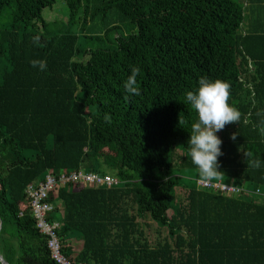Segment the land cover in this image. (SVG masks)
I'll return each instance as SVG.
<instances>
[{"label": "trees", "instance_id": "1", "mask_svg": "<svg viewBox=\"0 0 264 264\" xmlns=\"http://www.w3.org/2000/svg\"><path fill=\"white\" fill-rule=\"evenodd\" d=\"M55 1L0 0V14L13 10L0 28L1 257L57 264L26 190L50 172L83 170L110 172L117 184L49 195L73 262L264 264V0H62L69 25L101 23L104 37L86 36V45L29 31ZM133 66L140 96L124 88ZM201 76L228 82V103L241 113L216 133L223 154L213 180L241 188L237 195L184 181L198 173L188 144L198 116L186 93ZM73 238L82 241L76 253Z\"/></svg>", "mask_w": 264, "mask_h": 264}, {"label": "clouds", "instance_id": "2", "mask_svg": "<svg viewBox=\"0 0 264 264\" xmlns=\"http://www.w3.org/2000/svg\"><path fill=\"white\" fill-rule=\"evenodd\" d=\"M33 67L39 66L45 70V60L31 61ZM140 73L138 67L133 66L130 75L124 82L125 91L129 95L140 96L141 91L137 84V76ZM198 89L186 93V101L197 113L198 120L191 125V136L188 141L190 145V156L192 163L198 169L199 182L209 184L218 179L221 172L218 171V157L221 151L222 140L216 135L226 125L239 123L241 113L235 107L229 105L231 85L226 81H210L207 77L201 76L198 81ZM106 120L109 117L105 116ZM110 122V121H109ZM182 124L183 121L179 120ZM236 139V134L232 135ZM252 167L259 168L261 161H249Z\"/></svg>", "mask_w": 264, "mask_h": 264}, {"label": "built area", "instance_id": "3", "mask_svg": "<svg viewBox=\"0 0 264 264\" xmlns=\"http://www.w3.org/2000/svg\"><path fill=\"white\" fill-rule=\"evenodd\" d=\"M117 182L110 176H101L95 173H88L83 170L67 174L62 172L55 176L52 172L48 173L44 180L40 183L28 186L26 193L30 201L33 216L36 220V227L41 234L46 236L48 249L51 252L52 259L57 264H81L73 262L69 257L63 255V246L57 235L60 226L59 218L52 215L54 206L49 202V195L56 191L59 187H67L75 185L83 188H111ZM196 187L204 191H214V193L224 196H233L239 194L242 189L233 184H224L220 180L212 181L209 184L195 180Z\"/></svg>", "mask_w": 264, "mask_h": 264}, {"label": "rangeland", "instance_id": "4", "mask_svg": "<svg viewBox=\"0 0 264 264\" xmlns=\"http://www.w3.org/2000/svg\"><path fill=\"white\" fill-rule=\"evenodd\" d=\"M235 2L239 4H243V6H246L245 0H234ZM12 8H7L0 14V28L1 27H9L12 24ZM68 13L65 8V5L62 0H56L55 4L52 8L44 9L41 18L31 24L29 27V31L36 33V34H45L46 36H53L57 34L62 33H70L74 34L80 37V43L81 45H86L84 42L86 41V36H95V37H104L102 34L103 27L101 23H98L97 21L91 23L94 25L97 23L98 29L96 31H93V29H89L90 25L86 30H81L79 22L73 25H69L68 22ZM136 32V28L132 30L130 27L120 26V34L122 35H128L129 33ZM87 50L95 49L96 46H92L91 44H88L86 46ZM4 68V61L0 60V72ZM103 156L108 155L109 153L103 151L101 152ZM101 155V156H102ZM107 174L111 177H114L112 173L107 172ZM190 179H199L197 172H186L184 176V181L188 182ZM195 182V181H194ZM185 197V193L183 190H179L176 192V199H183ZM164 236V235H163ZM72 243L74 253L79 251V247L82 245V241L78 240L77 238H73L70 240Z\"/></svg>", "mask_w": 264, "mask_h": 264}, {"label": "water", "instance_id": "5", "mask_svg": "<svg viewBox=\"0 0 264 264\" xmlns=\"http://www.w3.org/2000/svg\"><path fill=\"white\" fill-rule=\"evenodd\" d=\"M0 228H1V226H0ZM0 264H8L2 257H1V255H0Z\"/></svg>", "mask_w": 264, "mask_h": 264}, {"label": "crops", "instance_id": "6", "mask_svg": "<svg viewBox=\"0 0 264 264\" xmlns=\"http://www.w3.org/2000/svg\"><path fill=\"white\" fill-rule=\"evenodd\" d=\"M81 247H82V245L79 248H81Z\"/></svg>", "mask_w": 264, "mask_h": 264}, {"label": "bare ground", "instance_id": "7", "mask_svg": "<svg viewBox=\"0 0 264 264\" xmlns=\"http://www.w3.org/2000/svg\"><path fill=\"white\" fill-rule=\"evenodd\" d=\"M235 233V232H234Z\"/></svg>", "mask_w": 264, "mask_h": 264}]
</instances>
